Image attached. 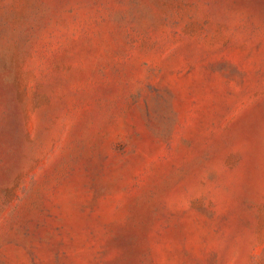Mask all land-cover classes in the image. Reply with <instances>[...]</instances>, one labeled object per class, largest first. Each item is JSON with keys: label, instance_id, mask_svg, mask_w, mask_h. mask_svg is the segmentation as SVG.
I'll return each mask as SVG.
<instances>
[{"label": "rangeland", "instance_id": "rangeland-1", "mask_svg": "<svg viewBox=\"0 0 264 264\" xmlns=\"http://www.w3.org/2000/svg\"><path fill=\"white\" fill-rule=\"evenodd\" d=\"M0 264H264V0H0Z\"/></svg>", "mask_w": 264, "mask_h": 264}]
</instances>
